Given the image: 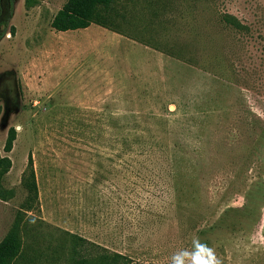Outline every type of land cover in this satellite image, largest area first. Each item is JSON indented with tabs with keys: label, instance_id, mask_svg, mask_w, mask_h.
I'll return each instance as SVG.
<instances>
[{
	"label": "rangeland",
	"instance_id": "rangeland-1",
	"mask_svg": "<svg viewBox=\"0 0 264 264\" xmlns=\"http://www.w3.org/2000/svg\"><path fill=\"white\" fill-rule=\"evenodd\" d=\"M67 1L0 0L12 264H171L194 240L264 264V0H116L101 55L63 54L89 36L51 28Z\"/></svg>",
	"mask_w": 264,
	"mask_h": 264
},
{
	"label": "trees",
	"instance_id": "trees-1",
	"mask_svg": "<svg viewBox=\"0 0 264 264\" xmlns=\"http://www.w3.org/2000/svg\"><path fill=\"white\" fill-rule=\"evenodd\" d=\"M116 0H68L63 8L55 15L51 22V28L57 32H67L86 29L92 24L102 26L106 29L114 31L106 22L102 16V9L108 8ZM236 24V23H235ZM5 33L0 32V39ZM17 138V133L14 128H11L5 143L4 151L10 152L13 149L14 142ZM32 163V160H30ZM11 168V161L7 157H3L0 154V180ZM25 185L30 192H36V185L34 179V173L31 170L29 179H25ZM5 198L4 196H2ZM31 198L29 200H33ZM31 207L27 206L26 210H30ZM19 226L16 225L13 229L18 230ZM22 246L21 240L16 230L8 233L4 239L0 242V264H12L16 258L21 254ZM103 252H107L101 255L95 264H126L123 260H127V257L118 253H110L103 249ZM122 260V263H121ZM84 264H87L85 261Z\"/></svg>",
	"mask_w": 264,
	"mask_h": 264
},
{
	"label": "crops",
	"instance_id": "crops-1",
	"mask_svg": "<svg viewBox=\"0 0 264 264\" xmlns=\"http://www.w3.org/2000/svg\"><path fill=\"white\" fill-rule=\"evenodd\" d=\"M92 26H95L96 28L92 29ZM103 29L109 30L102 26L92 24L86 29H81L89 33V36L87 37H80L78 35L65 37L64 41L62 42L63 54L65 55L66 52H68L69 55H101L102 44H104L103 36H102ZM114 33L116 34L118 32H114ZM110 38L113 39L116 37H110ZM116 41L117 39L114 42Z\"/></svg>",
	"mask_w": 264,
	"mask_h": 264
},
{
	"label": "clouds",
	"instance_id": "clouds-1",
	"mask_svg": "<svg viewBox=\"0 0 264 264\" xmlns=\"http://www.w3.org/2000/svg\"><path fill=\"white\" fill-rule=\"evenodd\" d=\"M171 264H221V262L214 249L199 240H194L191 250L185 249L173 255Z\"/></svg>",
	"mask_w": 264,
	"mask_h": 264
}]
</instances>
